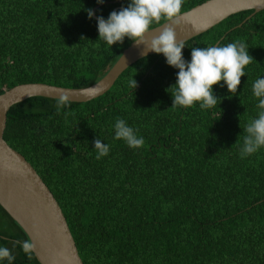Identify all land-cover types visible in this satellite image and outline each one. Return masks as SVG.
<instances>
[{"label": "trees", "instance_id": "1", "mask_svg": "<svg viewBox=\"0 0 264 264\" xmlns=\"http://www.w3.org/2000/svg\"><path fill=\"white\" fill-rule=\"evenodd\" d=\"M204 1L0 0V94L92 85L138 30ZM251 13L137 60L90 101L9 108L2 139L82 264H264V10ZM27 245L0 208V264H38Z\"/></svg>", "mask_w": 264, "mask_h": 264}, {"label": "water", "instance_id": "2", "mask_svg": "<svg viewBox=\"0 0 264 264\" xmlns=\"http://www.w3.org/2000/svg\"><path fill=\"white\" fill-rule=\"evenodd\" d=\"M110 3L105 1L92 8V18L97 20L93 16L97 7ZM115 10L111 11L107 22H101L109 24ZM262 10L264 0H206L152 29L138 30L139 37L121 51L104 76L92 85L69 89L29 83L16 85L0 94V208L24 233L28 240L27 249L38 264L82 262L53 196L23 157L10 149L2 139L9 108L32 97L71 103L90 101L104 94L117 77L137 60L157 52H166L206 32L231 15L251 11L246 17L248 19ZM208 63L209 58L202 77Z\"/></svg>", "mask_w": 264, "mask_h": 264}]
</instances>
